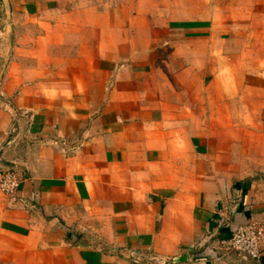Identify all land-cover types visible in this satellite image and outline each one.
Wrapping results in <instances>:
<instances>
[{"label": "crops", "instance_id": "obj_1", "mask_svg": "<svg viewBox=\"0 0 264 264\" xmlns=\"http://www.w3.org/2000/svg\"><path fill=\"white\" fill-rule=\"evenodd\" d=\"M0 264H264V0H0Z\"/></svg>", "mask_w": 264, "mask_h": 264}, {"label": "built area", "instance_id": "obj_2", "mask_svg": "<svg viewBox=\"0 0 264 264\" xmlns=\"http://www.w3.org/2000/svg\"><path fill=\"white\" fill-rule=\"evenodd\" d=\"M21 186L17 173H0V191L4 195H18ZM219 248L226 254H237L246 260H261L264 257V222H250L237 227L229 238L219 241Z\"/></svg>", "mask_w": 264, "mask_h": 264}]
</instances>
